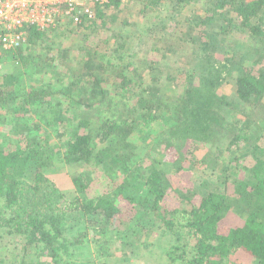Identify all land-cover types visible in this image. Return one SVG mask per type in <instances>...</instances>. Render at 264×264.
Returning a JSON list of instances; mask_svg holds the SVG:
<instances>
[{"label": "trees", "instance_id": "trees-1", "mask_svg": "<svg viewBox=\"0 0 264 264\" xmlns=\"http://www.w3.org/2000/svg\"><path fill=\"white\" fill-rule=\"evenodd\" d=\"M136 1L144 9L162 1L176 6L152 48L161 55L181 49L187 69L163 71L151 60L141 70L152 58L147 49H133L125 62L124 52L111 61L88 51L76 81L24 84V73L41 62L64 66L69 50L27 52L45 38L35 27L23 46H0V61L8 53L23 67L20 76L0 74V127H11L0 131V241L18 246L0 254V264H76V248L86 243L102 255V237L124 226L117 201L153 215L169 239L167 264H264V0ZM191 5L182 19L172 13ZM150 125L151 161L144 166L138 148ZM153 152L166 158L153 159ZM57 164L72 168L71 195L47 175ZM209 164L219 166L223 188L196 192L188 184L192 171ZM84 165L112 185L98 199L76 170Z\"/></svg>", "mask_w": 264, "mask_h": 264}, {"label": "rangeland", "instance_id": "rangeland-1", "mask_svg": "<svg viewBox=\"0 0 264 264\" xmlns=\"http://www.w3.org/2000/svg\"><path fill=\"white\" fill-rule=\"evenodd\" d=\"M113 0L104 7L106 18H101L98 16L97 10L95 9L96 17L94 20H85L83 24L79 27L75 26H63L56 27L52 30L46 31L44 41L39 46H33L31 54H36L39 52L44 55L50 53H59L64 51V49L69 50L68 58L65 61V65H57L53 69L47 67L43 62L40 63L41 69H30L29 73L25 74L24 84L26 83H48L51 82L52 85H67L69 80H77L76 70L79 67V58L84 56L86 52H95L97 57H104L105 60L110 59L115 61L117 55H122V62L129 60V54H132L133 49H147L150 50L151 59H147V62L140 63L141 70H145L149 61L153 60L159 63V68L165 70L170 66L178 67L177 70L187 69V64H183L182 61L187 60L188 56L179 52L181 49H173L174 53L166 52L161 55L156 49L152 48L153 44L156 43V39L160 37L163 32V26L167 24L171 25L170 19L167 17V11L170 8H176L174 4H168L162 1L158 7L142 8L137 1L130 0H117L118 5L112 3ZM171 6V7H170ZM193 5L185 6L182 12L176 13L172 11L176 19H182L183 17L189 15L193 11ZM102 10V9H100ZM99 11V10H98ZM112 13L116 14L115 16ZM105 20V21H104ZM90 22H96L90 25ZM104 24V25H102ZM90 25V26H89ZM95 25V26H94ZM153 27L151 32L143 33L144 27ZM141 36L139 37V35ZM123 37V40L120 36ZM161 43V42H160ZM162 45V44H161ZM161 45H159L161 47ZM159 46L157 48H159ZM35 47V48H34ZM122 47V48H121ZM189 48V47H188ZM35 49V52L33 51ZM190 49V48H189ZM188 55V49L185 50ZM97 53V54H96ZM8 54V53H7ZM5 56L4 60L0 61V74H16L20 70V76L22 74L23 67L20 66L18 60L9 58ZM175 60L179 64H175ZM118 61H121L119 59ZM32 65H36L37 61L35 59H29L28 61ZM181 63V64H180ZM43 64V65H42ZM52 69V70H51ZM74 71L71 73V70ZM165 73V72H164ZM71 74V76H69ZM66 78L63 82H52L57 78ZM70 77V78H69ZM4 80V78H3ZM228 91V89H226ZM153 126V125H152ZM151 125L142 130V136L138 151L142 159V164L147 166L151 160H148L145 155L150 149L151 143L153 142L152 136L155 129H151ZM10 126L3 125L0 127V131L3 134L10 133ZM10 139L13 136H9ZM153 159L162 161L166 156L162 153L153 152ZM78 173L83 174L90 180L88 192L92 197L97 199L104 194L105 191L111 189L112 185L109 184L106 176L98 168L92 166L89 168L87 165L76 167ZM72 168L64 166L62 164H57L56 166L50 168L47 175L53 180L56 187L60 192H63L66 196L71 195L72 184L70 181L71 176H69ZM75 172V171H73ZM193 182L190 181L188 184L192 185L196 192H205L209 190L221 191L223 188V183L220 177L219 166H214L209 164L204 169H194ZM175 195H170L167 200L169 204H174ZM121 211H125L126 214H118L119 220H123L124 224L120 225L122 227L118 228V233H110L109 235L102 237L105 242L104 250L101 252L102 255L97 256V247L93 244L86 243L81 247L76 248V257L74 259L76 264H167V257H165V248L169 242L168 238H164L160 235L157 230V224L153 222V215L147 212V208L143 205L138 206L137 210L130 209L131 207H126L119 201ZM118 208V207H117ZM142 208V209H141ZM119 209V208H118ZM120 211V210H119ZM139 211V212H138ZM117 225V224H116ZM77 231V230H76ZM117 232V231H116ZM90 236H94L93 228H89ZM90 238V237H89ZM17 241H11L10 239H5L0 241V254L3 256L10 255L14 249L18 246ZM134 244V245H133ZM133 245V247H132ZM96 255V256H95ZM39 264H54L50 260H42Z\"/></svg>", "mask_w": 264, "mask_h": 264}, {"label": "built area", "instance_id": "built-area-1", "mask_svg": "<svg viewBox=\"0 0 264 264\" xmlns=\"http://www.w3.org/2000/svg\"><path fill=\"white\" fill-rule=\"evenodd\" d=\"M110 0H0V46L11 50L23 46L28 27L46 32L58 26L79 27L94 20L95 9Z\"/></svg>", "mask_w": 264, "mask_h": 264}]
</instances>
